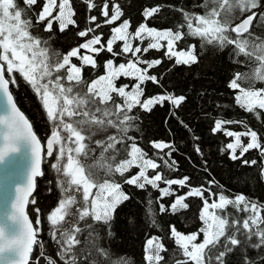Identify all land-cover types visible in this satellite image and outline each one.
<instances>
[{
    "label": "snow or ice",
    "instance_id": "obj_1",
    "mask_svg": "<svg viewBox=\"0 0 264 264\" xmlns=\"http://www.w3.org/2000/svg\"><path fill=\"white\" fill-rule=\"evenodd\" d=\"M39 2L23 0L21 7L17 0H0V97L4 98L0 105L4 113L0 115V165L22 152L27 159L25 179L15 185L10 207L0 221V264H30L36 246L45 264H130L126 257H115L94 240L90 241V248L85 247V240L93 236L95 226L109 225L117 206L129 199L122 190V183L141 190L157 189L161 199L174 197L167 207L159 205L161 212L175 214L189 208L186 202L189 197L201 199L202 227L184 234L175 225L169 226V237L182 256L176 264H226L225 257L237 248L245 252L244 264H256L246 251L248 247L257 252L264 249V203L254 202L243 194L230 198L223 192H213L210 187L194 188L188 183L189 177L166 178L162 169L176 167L172 159L174 145L150 142L157 150L154 159L131 133L139 130L134 109L151 111L165 102L179 108L186 100L185 96L166 92L145 98L146 83L160 84L158 77L150 72L162 60H145L144 55L150 50H162L176 65L195 63L198 61L195 45L178 47L185 35L221 50L231 45L237 57L264 53V38L250 32L252 21L257 16L264 18V12L253 11L264 8L261 0H213L219 8L205 14L180 10L183 23L175 30H157L142 24L130 31V21L124 20L110 29L107 40L102 32L96 34L102 25L97 23L96 15H91L89 22L95 27L77 33L88 39L63 54L51 46L49 38L34 34L33 29L42 24V31L50 33L54 24L61 32L76 26L72 0H43L37 11L35 6ZM85 3L89 11L97 8L95 0H85ZM225 9L229 14L237 9L242 14H250L232 26L220 19ZM157 11L158 7L143 14L150 18ZM99 14L103 25L116 24L123 15L115 0H112L111 11L109 0H103ZM229 32L233 35L229 36ZM145 40L147 45H144ZM101 52L111 57L104 63V74L85 80L84 68H97L95 57ZM116 58H123L124 62L117 63ZM255 58L259 61L258 67L250 74L235 73L229 87L235 104L260 118L264 116V87L256 88L254 82H264V54ZM17 74L37 95L49 121L50 135L45 144L11 94L10 85L16 84ZM122 77L131 83L118 85L116 81ZM246 81H252L253 86L245 88L243 82ZM229 124L243 125L244 130H228L226 125ZM213 131L233 138L234 142L227 143L225 149L229 150L232 160L241 159L245 165H254L255 160L242 159L250 150H256L264 159V135L244 121L217 119ZM98 136L102 138H96ZM196 151L200 152L199 147ZM46 158L53 161L50 167L56 173V186L61 193L57 205L46 214L48 234L56 246L55 258L45 254L44 241L38 239L42 230L41 210L33 209L35 223L28 214V205L36 204L33 196L36 178L44 175L42 163ZM118 178H122V183ZM212 184L215 181L210 180L209 185ZM183 188L188 191L177 195V190ZM241 214H244L242 218ZM152 223L155 224V219ZM167 251L162 238L150 237L145 245V264H161L165 260L162 253ZM260 258L264 259V255Z\"/></svg>",
    "mask_w": 264,
    "mask_h": 264
},
{
    "label": "trees",
    "instance_id": "obj_2",
    "mask_svg": "<svg viewBox=\"0 0 264 264\" xmlns=\"http://www.w3.org/2000/svg\"><path fill=\"white\" fill-rule=\"evenodd\" d=\"M42 2L43 0H40L35 6L37 11ZM95 2L97 8L89 11L85 0H72L76 26H69L61 32L57 24H54L53 31L49 33L42 31L43 25L41 24L35 26L33 33L49 38L51 46L63 54L88 39V37H79L77 33L85 28L95 27L89 22L91 15H96L97 23L102 25L96 30V34L102 32L104 40H107L111 35L110 29L124 20L130 21V31L136 30L142 24H147L148 27L157 30H175L183 23L180 10H186L193 14H205L213 8H219V5L213 0H115L123 15L116 21V24L103 25V18L99 14V6L103 0H95ZM17 3L23 7V0H17ZM111 3L112 0H109L110 11ZM261 4L264 5V0H261ZM157 7L159 11L152 17L144 16L143 13L146 10ZM253 11L261 13L264 12V8ZM249 14V12L242 14L238 9L229 14L225 9L224 12H221L220 19L224 23L235 26ZM32 15L34 16V13ZM33 22L35 23L34 20ZM250 32L254 33L256 37L264 38V18L257 16L250 27ZM228 35L233 34L229 32ZM147 43L148 41L145 40L144 45ZM189 44L196 46L198 56V61L190 65L174 64L162 50H150L144 55L145 60H162V63L153 67L150 72L158 77L160 84L146 83L144 86L145 98L166 92L177 97L185 96L186 100L179 108H173L170 103L165 102L163 106L157 104L151 111L134 109L135 115L138 117L136 123L139 130L133 131L131 135L138 137L140 146L154 159L157 150L151 147L150 142H169L174 145L175 151L172 152V159L175 160L176 167L174 170L162 169L166 178L189 177L188 183L194 188L210 187L213 192H223L230 198L243 194L254 202L264 203V159L258 156L256 150H250L242 159L255 160L254 165H245L241 159L232 160L229 150L225 149L227 143L234 142L233 138L225 136L222 132L213 131L214 121L217 119L242 120L253 130L264 135V116L257 118L240 109L235 104L233 91L229 87V81L235 73L250 74L253 69L257 68L259 61L255 56L264 53L253 52V55L248 57L243 55L237 57L231 45L221 50L214 45L202 44L199 39L187 35L179 42L178 47L183 49ZM95 58L98 67L95 69L85 67L83 72L85 80L91 81L104 74V63L111 57L107 52H101ZM116 60L117 63L124 62L123 58H116ZM116 83L118 85L121 83L130 84L131 80L122 77ZM243 86L248 88L253 86V82H243ZM254 86L256 88L264 87V82H254ZM10 90L20 109L31 121L41 142L45 144L50 135V125L37 95L18 74L16 75V84L10 85ZM226 128L234 132L244 130L243 125L240 124H229L226 125ZM197 147L200 149L199 153L196 151ZM164 151L166 152L168 149ZM237 155H239V150ZM52 162L51 159L44 160V175L37 180V189L34 195L36 204H30L28 211L35 223L36 213L33 209L41 210L40 227L42 230L38 239L44 241L45 254L55 258L56 246L48 234L49 225L46 214L57 205L61 193L56 186V173L50 167ZM135 171L133 169V172ZM210 180L215 181V184L209 185ZM118 182L122 183V178H118ZM173 188L177 189V186L173 185ZM122 190L129 199L117 206L109 225L95 226V233L85 240V247L90 248V241L94 240L99 246L110 250L115 257H126L130 264H145L146 240L158 236L162 238L168 249L167 252L162 253L165 260L161 261V264H176V260L181 259L182 256L169 237V226L175 225L176 229L184 234L196 232L202 227V222L199 219L202 209L201 199L189 197L186 201L189 208L174 214L171 211L161 212L159 210L160 204L167 207L174 197L161 199L157 189L148 187L141 190L133 185L122 183ZM187 191L188 188L178 189L177 195H183ZM205 196H207V192H205ZM243 215L241 214V218ZM153 219H155V224L152 223ZM97 234L98 239L96 238ZM252 242H255V238ZM243 255H245L244 250L237 248L225 257L226 264H244ZM246 255L255 260L256 264H264V259L260 258L261 255H264V249L257 252L248 247ZM100 259L97 257L98 261ZM37 261L39 264H45L44 259L40 257L38 246L30 264H37Z\"/></svg>",
    "mask_w": 264,
    "mask_h": 264
},
{
    "label": "water",
    "instance_id": "obj_3",
    "mask_svg": "<svg viewBox=\"0 0 264 264\" xmlns=\"http://www.w3.org/2000/svg\"><path fill=\"white\" fill-rule=\"evenodd\" d=\"M253 22H254V20L252 21V24H253ZM11 94H12V92H11ZM14 101H15L18 109L20 110V112L23 113V115L31 123V121L26 116V114L18 106L15 98H14ZM3 102H4V98L0 97V105H3ZM3 114L4 113H3L2 107H0V115H3ZM31 125H32V123H31ZM32 129L35 132L33 125H32ZM35 134L37 135L36 132H35ZM37 137H38V135H37ZM43 163H42V169H43ZM26 171H27V159H26V156L24 155L23 152L18 154L14 159H10L9 162H7L3 165H0V221L3 220L4 213L10 207V201H11V198L14 194L15 185L23 182V180L25 179V176H26ZM42 177L43 176L36 178V188H35V191L33 192V196L35 195V192L37 189V180L42 178ZM29 206H30V204L28 205V210H29ZM28 214H29V211H28ZM29 217H30V215H29ZM30 219H31V217H30ZM35 250H36V247L34 248L32 254H31L32 258H33V255L35 253ZM32 258H31V261H32Z\"/></svg>",
    "mask_w": 264,
    "mask_h": 264
},
{
    "label": "built area",
    "instance_id": "obj_4",
    "mask_svg": "<svg viewBox=\"0 0 264 264\" xmlns=\"http://www.w3.org/2000/svg\"><path fill=\"white\" fill-rule=\"evenodd\" d=\"M39 247V246H38Z\"/></svg>",
    "mask_w": 264,
    "mask_h": 264
},
{
    "label": "flooded vegetation",
    "instance_id": "obj_5",
    "mask_svg": "<svg viewBox=\"0 0 264 264\" xmlns=\"http://www.w3.org/2000/svg\"><path fill=\"white\" fill-rule=\"evenodd\" d=\"M33 91V90H32Z\"/></svg>",
    "mask_w": 264,
    "mask_h": 264
},
{
    "label": "rangeland",
    "instance_id": "obj_6",
    "mask_svg": "<svg viewBox=\"0 0 264 264\" xmlns=\"http://www.w3.org/2000/svg\"><path fill=\"white\" fill-rule=\"evenodd\" d=\"M55 14V13H54Z\"/></svg>",
    "mask_w": 264,
    "mask_h": 264
}]
</instances>
